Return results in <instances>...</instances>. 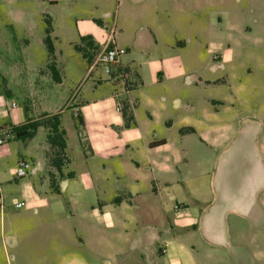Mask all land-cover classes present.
<instances>
[{"label": "crops", "instance_id": "1", "mask_svg": "<svg viewBox=\"0 0 264 264\" xmlns=\"http://www.w3.org/2000/svg\"><path fill=\"white\" fill-rule=\"evenodd\" d=\"M105 1L110 7L111 0ZM134 4L158 8L163 6V0H137ZM123 5L124 1L119 0L118 8ZM205 6L204 2L195 8L200 11ZM109 14L106 8L101 18L89 24L95 22L97 25L92 27L102 29L107 26ZM112 19L115 23L117 17ZM81 36H90L101 48L108 42V38L103 40L79 26L75 40L80 41ZM47 62L46 52L43 61L34 67L39 93H55L66 74L55 58L60 82H54ZM170 68L174 71L180 66ZM1 73L7 81L0 89V124L13 127L35 120L26 104L18 107L11 100L13 83L9 75L0 70ZM134 74L141 79L135 71ZM44 86L47 89L42 90ZM83 104H73L69 99L62 107L41 111L60 113L69 160L62 166L61 177L46 165L44 153L50 147L45 128L39 127L29 140L12 139L0 146V164L3 156L16 155L12 171L0 170V260L5 264H264V151L260 142L264 134L260 123L240 115L224 124V133L210 134L206 131L211 125L198 116L181 124L164 115L155 121L150 116L147 128L142 130L133 109L121 115L124 107L129 110L134 104L130 106L127 101L126 106L117 101V114L109 115V122L117 127L115 136L132 146L131 180L119 185L120 180L115 178V186L105 190L97 180L93 149L82 163L81 172L70 171L74 159L64 128L65 107L81 116ZM118 104L121 110L116 109ZM172 108L179 112V108L195 110L192 100L183 105L177 102ZM219 111L215 108L210 112L216 121ZM96 118H104L103 113ZM79 124L82 130L83 119ZM74 128L77 130L75 125ZM193 135L200 141L191 139ZM37 136H42L41 141L35 142ZM84 142L79 139L81 153H87L82 149ZM186 143L195 151L203 148L212 154L210 172L204 168L192 170L193 149L184 147ZM20 160L33 168L24 177L16 176ZM188 167H192L189 172ZM47 169L55 175V189L45 174ZM19 202L24 204L15 209L14 204Z\"/></svg>", "mask_w": 264, "mask_h": 264}, {"label": "rangeland", "instance_id": "2", "mask_svg": "<svg viewBox=\"0 0 264 264\" xmlns=\"http://www.w3.org/2000/svg\"><path fill=\"white\" fill-rule=\"evenodd\" d=\"M123 1L124 5L118 8L119 0H111L110 7L104 4L105 0H0V70L13 83L11 100L18 107L26 104L29 114L36 119L44 114L42 110L62 107L69 99L73 104L84 102L82 130L76 114L65 107L64 128L74 159L70 171L81 172L82 163L93 149V161L99 171L97 180L105 190L115 186V178L120 180L119 185L131 180L132 146L123 144L122 138L115 136L117 127L109 122V115L117 114V101L126 106L127 101L130 106L134 104L127 111L133 109L135 121L142 130L147 128L150 116L154 121L170 116L181 124L198 116L211 125L206 132L222 134L226 131L224 124L241 115L260 123L264 134V0H163V6L158 8L139 7L134 4L137 0ZM210 1L214 4H208ZM204 2L208 6L197 11L196 5L203 6ZM106 8L110 11L107 26L93 28L97 24L94 22L92 27L89 23L101 18ZM110 15L117 17L115 23ZM48 19L54 30L51 39L56 63L64 67L66 74L55 93H39L34 67L46 57L43 38ZM79 26L90 34L95 32L103 40L111 35L117 46L126 49L121 61L131 70L128 69L124 81L115 77L108 79L99 69H89L102 48L85 49L90 62L83 57L74 48L80 43L79 39L75 40ZM25 45L28 46L24 50ZM174 64L180 68L173 71L170 66ZM6 81L1 73L0 89ZM191 100L193 112L172 108L177 102L183 105ZM215 108L220 110L217 121L210 116ZM101 112L104 118L98 120L96 116ZM41 139L42 136H37L35 142ZM79 139L85 141L82 149L87 153L79 150ZM191 139L200 141L197 135ZM260 142L264 151V139ZM184 147L193 149L190 162L194 168L188 167L186 171L190 168L199 172L204 168L210 172L212 154L209 151L203 148L195 151L187 143ZM54 152L49 148L44 153L47 167ZM15 158V153L3 156L0 170L12 171ZM45 174L50 179L48 169ZM262 232L264 235L263 229ZM0 264H5L4 260Z\"/></svg>", "mask_w": 264, "mask_h": 264}, {"label": "trees", "instance_id": "3", "mask_svg": "<svg viewBox=\"0 0 264 264\" xmlns=\"http://www.w3.org/2000/svg\"><path fill=\"white\" fill-rule=\"evenodd\" d=\"M46 27L44 30V45L47 52L48 62L46 64V68L48 69L50 76L54 82H60V76L55 66V58H54V47L50 37V33L52 31L51 21L48 19L45 21ZM80 44L83 45L80 46ZM80 44L75 45L74 48L82 54L83 57L85 56L86 48H97L94 44L92 38L90 36H81L80 37ZM88 59V58H87ZM90 62L91 60L88 59ZM127 107H124L122 113L126 116ZM78 121L81 123L82 119L79 113L77 114ZM39 127H43L46 129V142L48 143L50 149L54 150L53 158L51 159V166L56 170L57 176H62V166L64 164L69 163V160L66 156L65 149H66V138H65V131L60 126V113H44L39 119L31 120L28 119L21 125L13 126V134L14 139L16 140H29L35 134ZM67 176H71V173H68ZM55 179L54 174H50V183L52 184V188L54 187L53 179Z\"/></svg>", "mask_w": 264, "mask_h": 264}, {"label": "built area", "instance_id": "4", "mask_svg": "<svg viewBox=\"0 0 264 264\" xmlns=\"http://www.w3.org/2000/svg\"><path fill=\"white\" fill-rule=\"evenodd\" d=\"M124 54H126V49L117 46L114 43L113 36L110 35L108 37L107 44L97 54L95 59L90 64L89 69L91 71L94 69H99L101 73L108 79L115 77L121 79V81H124L128 75V67L121 61V58ZM12 105L14 106V103H12ZM116 109L121 110V105L118 104ZM12 128V126L0 124V146L14 139ZM32 170L33 168H30L28 162L20 160L18 162L16 176L24 177L28 172H32ZM23 204V202L15 203L14 208L18 209Z\"/></svg>", "mask_w": 264, "mask_h": 264}]
</instances>
